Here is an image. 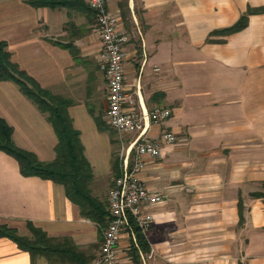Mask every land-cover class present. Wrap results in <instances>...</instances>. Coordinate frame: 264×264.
Instances as JSON below:
<instances>
[{
  "label": "crops",
  "instance_id": "1",
  "mask_svg": "<svg viewBox=\"0 0 264 264\" xmlns=\"http://www.w3.org/2000/svg\"><path fill=\"white\" fill-rule=\"evenodd\" d=\"M72 3L0 0V40L20 69L72 101L67 110L90 163L89 188L107 203L117 176L113 158L121 169V150L137 132L120 138L110 126L101 34L88 0ZM121 6L108 0L126 36V89L139 111L170 108L165 120H147V135L166 130L177 140L162 144L161 156L140 173L163 197L146 208L153 216L148 249L125 233L119 263L264 264V0H127L126 12ZM249 10L244 27L220 31ZM0 116L19 148L54 159L52 124L12 80H0ZM28 221L50 237L69 238L85 264L100 250L104 227L81 215L64 186L24 175L18 160L0 150V223L30 236ZM0 264L68 262L32 259L3 236Z\"/></svg>",
  "mask_w": 264,
  "mask_h": 264
},
{
  "label": "trees",
  "instance_id": "2",
  "mask_svg": "<svg viewBox=\"0 0 264 264\" xmlns=\"http://www.w3.org/2000/svg\"><path fill=\"white\" fill-rule=\"evenodd\" d=\"M33 5L72 6V0H30ZM84 8V6H83ZM230 27L220 30L229 33L244 27L247 23V14ZM0 80H12L29 97L39 109L47 115L57 135L55 157L51 161H41L32 152L19 148L12 139V127L0 116V150L14 156L24 175H39L64 186L67 197L79 206L81 215L95 221L100 227H105L108 222L107 203L95 197L89 188L92 178L90 163L87 160L79 131L73 126L68 114V106L72 101L62 95L55 94L42 87L27 72L20 69L11 61L10 53L5 41L0 40ZM100 128H105L104 123L96 118ZM115 175H119V159L114 156L112 162ZM30 236L17 233L16 229L0 226V237H8L17 245L30 252L32 259L43 255L53 261L61 259L68 264H85L71 240L67 237H50L44 230L27 222ZM137 241L141 249L147 250L144 234L135 226ZM134 256L137 248L133 245Z\"/></svg>",
  "mask_w": 264,
  "mask_h": 264
},
{
  "label": "built area",
  "instance_id": "3",
  "mask_svg": "<svg viewBox=\"0 0 264 264\" xmlns=\"http://www.w3.org/2000/svg\"><path fill=\"white\" fill-rule=\"evenodd\" d=\"M101 34L100 66L107 83L106 114L110 126L120 138L136 133L135 138L121 150L120 173L107 195L108 222L103 229L100 250L91 264H120L118 245L127 233L138 246L135 226L145 235L153 216L146 208L163 201L149 189L141 178L148 162L161 156V146L177 140L171 131H162L157 138L147 135V120L161 122L171 115L168 107L155 106L150 111L135 108V99L125 85L124 42L126 36L119 28V17L108 7V0H88Z\"/></svg>",
  "mask_w": 264,
  "mask_h": 264
},
{
  "label": "rangeland",
  "instance_id": "4",
  "mask_svg": "<svg viewBox=\"0 0 264 264\" xmlns=\"http://www.w3.org/2000/svg\"><path fill=\"white\" fill-rule=\"evenodd\" d=\"M120 3L123 4V6H121V8L123 9V11H125L126 8H127V0H120ZM125 12H126V11H125ZM116 152H117V154H118L119 151H116ZM98 187H100V186H98ZM101 187H102V186H101ZM98 190H99V188H98ZM99 191H100V190H99ZM103 191H104V192H103ZM103 191H102V194L104 195V194L106 193V191H105V190H103ZM0 226H3L4 228H13V229H16L17 233H19L17 227L12 226V225H10V224H8V223H0ZM25 227L28 229L27 223L25 224ZM28 230H29V229H28ZM29 232H30V230H29ZM30 234H31V232H30Z\"/></svg>",
  "mask_w": 264,
  "mask_h": 264
}]
</instances>
